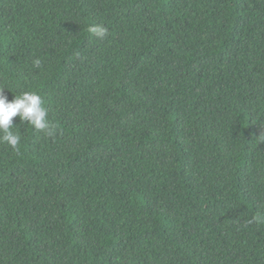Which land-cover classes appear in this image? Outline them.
Here are the masks:
<instances>
[{"label":"trees","instance_id":"obj_1","mask_svg":"<svg viewBox=\"0 0 264 264\" xmlns=\"http://www.w3.org/2000/svg\"><path fill=\"white\" fill-rule=\"evenodd\" d=\"M0 85V264H264V0H0Z\"/></svg>","mask_w":264,"mask_h":264},{"label":"clouds","instance_id":"obj_2","mask_svg":"<svg viewBox=\"0 0 264 264\" xmlns=\"http://www.w3.org/2000/svg\"><path fill=\"white\" fill-rule=\"evenodd\" d=\"M88 31L97 39L103 40L108 36V29L102 25H92ZM39 67L41 61H34ZM5 89L0 85V143H6L13 150L18 151L21 143V134L12 131L14 118L19 117L21 123L27 122L35 130L42 131L48 136H54L56 127L48 119V110L44 106L43 97L35 91H24L20 95L9 101L4 94ZM9 90V89H8ZM264 137L262 134L259 139Z\"/></svg>","mask_w":264,"mask_h":264}]
</instances>
